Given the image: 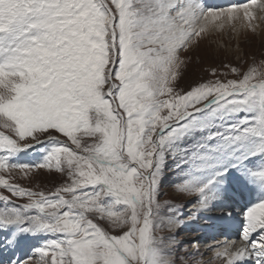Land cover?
Listing matches in <instances>:
<instances>
[{
  "label": "snow or ice",
  "instance_id": "obj_1",
  "mask_svg": "<svg viewBox=\"0 0 264 264\" xmlns=\"http://www.w3.org/2000/svg\"><path fill=\"white\" fill-rule=\"evenodd\" d=\"M257 9L0 0V264H204L177 240L201 219L237 232L215 260L264 264V59L177 87L182 53L236 21L255 32ZM30 150L38 162H16ZM34 169L65 180L10 182ZM166 181L186 202L160 199Z\"/></svg>",
  "mask_w": 264,
  "mask_h": 264
},
{
  "label": "rangeland",
  "instance_id": "obj_2",
  "mask_svg": "<svg viewBox=\"0 0 264 264\" xmlns=\"http://www.w3.org/2000/svg\"><path fill=\"white\" fill-rule=\"evenodd\" d=\"M209 6L225 7L231 4H243L248 0H230L228 2H220L218 0H205ZM242 15V13H241ZM264 16V14H263ZM258 22V23H257ZM240 23V21H239ZM258 25L255 32L250 31L247 28H242L233 31L231 27L224 29L221 32L215 34L209 33L205 39H203L199 46L192 48L188 53H182V56L190 57V62L182 70V77L177 85L178 88H182L185 91L194 83H199L205 80L213 79L210 76L212 69H216L217 72H227L228 68L225 65L237 67L241 71L246 70L250 65L259 66L262 59H264V20L253 21ZM223 78V77H221ZM228 78H237L229 74ZM0 131H5L0 129ZM10 134V133H7ZM63 139V137H60ZM39 155L30 150L28 153L20 154L16 162L18 163H35L38 162ZM7 176V174H5ZM171 179V178H170ZM65 177L61 174L48 170H33L28 177H24L18 171L12 173V180L10 182L19 184L25 188H30L34 191H43L50 193L54 191L55 187L63 183ZM4 190L0 188V192ZM161 192L165 195H161L160 199L172 200L175 203L186 202V198L176 199L171 182L166 181L161 188ZM4 194H7L4 192ZM25 200H15V203L22 204ZM188 209H185L187 211ZM211 217H215L218 213H211ZM220 224L214 219H201L194 223L188 224L186 227L178 230L177 240L182 242V250L179 255H183V248H187L188 251L195 252L198 245L199 253L195 259L202 260L204 264H221L220 261L214 259V253L208 251L209 246L215 245L217 242L222 241L224 238L232 240L237 238L232 233L221 231ZM232 230L234 228L229 227ZM204 234L203 236H200ZM159 235H169L165 230ZM193 241L194 244L187 243ZM206 246V250L205 249ZM25 252H31V249L22 248L19 255L23 256ZM38 258V257H37ZM191 264V258H190Z\"/></svg>",
  "mask_w": 264,
  "mask_h": 264
},
{
  "label": "bare ground",
  "instance_id": "obj_3",
  "mask_svg": "<svg viewBox=\"0 0 264 264\" xmlns=\"http://www.w3.org/2000/svg\"><path fill=\"white\" fill-rule=\"evenodd\" d=\"M218 1H219V3H220V2H222V3L224 2V3H225V2H228V1H230V0H218ZM263 14H264V12H261L260 10L257 9V11H256L257 19H256V21H259V20H260L259 17H260V16H263ZM241 16H242V15H241ZM235 23H236L237 30H240V29L243 28V27H240V23H239V21H236ZM257 23H258V22H257ZM225 29H228V27H226ZM237 30H236L235 32H237ZM217 32H218V31L213 30V31H211L210 33H211V34H215V33H217ZM220 32H221V31H220ZM221 33H222V32H221ZM213 213H215V212H213ZM217 229H221V231H226V232L232 233L233 236L236 235V233H237L236 230L233 229V230H234V231H233V230H232L231 228H229L228 226H221V225H220L219 228H217ZM203 235H204V234L201 233L200 236H203ZM233 239H235V237L232 238V240H233ZM236 239H237V238H236ZM226 240H229V239H228V238H224L222 241H226ZM207 248H208V247H207ZM207 248H206V246H205V249H204V250H206ZM207 250H208V249H207Z\"/></svg>",
  "mask_w": 264,
  "mask_h": 264
}]
</instances>
